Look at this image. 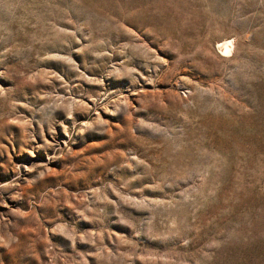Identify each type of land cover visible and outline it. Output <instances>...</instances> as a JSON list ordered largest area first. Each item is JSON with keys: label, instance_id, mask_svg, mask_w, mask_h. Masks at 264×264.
Instances as JSON below:
<instances>
[{"label": "rangeland", "instance_id": "obj_1", "mask_svg": "<svg viewBox=\"0 0 264 264\" xmlns=\"http://www.w3.org/2000/svg\"><path fill=\"white\" fill-rule=\"evenodd\" d=\"M0 264H264V0H0Z\"/></svg>", "mask_w": 264, "mask_h": 264}, {"label": "bare ground", "instance_id": "obj_2", "mask_svg": "<svg viewBox=\"0 0 264 264\" xmlns=\"http://www.w3.org/2000/svg\"><path fill=\"white\" fill-rule=\"evenodd\" d=\"M231 46H232V42L231 40H224L218 43V48H220L221 50H223V52L228 51L231 52ZM231 50V51H230Z\"/></svg>", "mask_w": 264, "mask_h": 264}]
</instances>
